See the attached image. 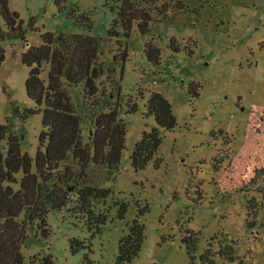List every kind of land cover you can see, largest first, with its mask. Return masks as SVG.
Listing matches in <instances>:
<instances>
[{"label":"rangeland","instance_id":"1","mask_svg":"<svg viewBox=\"0 0 264 264\" xmlns=\"http://www.w3.org/2000/svg\"><path fill=\"white\" fill-rule=\"evenodd\" d=\"M59 1L8 0L25 38L0 41V123L15 106L35 107L21 55L41 43L40 32L88 34L99 40L103 105H119L125 148L111 176L104 165L88 166L85 185L109 188V197L81 211L72 194L66 208L49 209L46 236L29 230L25 264H44L47 256L54 264H115L133 219L144 225L145 237L125 264H210L200 259L204 251L211 264H264V0H183V10L162 14L159 2L147 32L134 21L128 37L120 24L117 35L108 33L120 0ZM147 43L159 49L157 63L148 60ZM47 72L45 64L42 79ZM69 92L86 140L91 115L81 87ZM153 92L169 101L176 125L160 131L157 153L134 170V145L156 125L145 115ZM22 125L21 151L34 158L41 111ZM122 202L127 210L120 219ZM98 217L104 223L95 224Z\"/></svg>","mask_w":264,"mask_h":264},{"label":"trees","instance_id":"2","mask_svg":"<svg viewBox=\"0 0 264 264\" xmlns=\"http://www.w3.org/2000/svg\"><path fill=\"white\" fill-rule=\"evenodd\" d=\"M159 2L160 14L185 8L183 0H120L109 35H117L115 27L120 24L128 37L134 21L140 33H146L154 6ZM165 2L171 5L167 8ZM22 24L23 20L17 11L10 9L8 0H0V41L24 39ZM40 38L39 45L28 46L21 55L22 63L29 67L26 95L35 107L20 110L15 106L11 116L0 123V264H25L22 247L29 239V230L35 226L46 236L47 212L66 208L72 194L81 211H88L93 201L108 198L109 188L85 185L88 166L90 163L104 165L111 176L119 170L125 148L126 126L119 117V105H103L99 81L104 71L98 61L99 40L88 34L52 31L40 32ZM145 52L150 62H158V48L147 43ZM3 58L0 49V62ZM45 64L48 65L46 80L41 78ZM76 87H81L82 105L91 115L92 129L86 140L79 106L69 92ZM135 110L133 104L128 112ZM40 111L42 128L32 158L20 148L22 124ZM145 115H152L156 125L144 130L134 145L130 155L134 170L143 169L157 153L162 140L160 131L172 130L176 125L171 104L160 92L151 94ZM126 210V203H118L117 217L123 219ZM104 221L105 218L98 217L94 223ZM144 237V225L133 219L128 233L118 241L115 264L131 262L138 255ZM185 244L189 254V244ZM229 250L233 249L229 247ZM200 259L203 263H212L205 251ZM44 264L54 263L47 256Z\"/></svg>","mask_w":264,"mask_h":264},{"label":"water","instance_id":"3","mask_svg":"<svg viewBox=\"0 0 264 264\" xmlns=\"http://www.w3.org/2000/svg\"><path fill=\"white\" fill-rule=\"evenodd\" d=\"M153 264H155V263H153Z\"/></svg>","mask_w":264,"mask_h":264}]
</instances>
